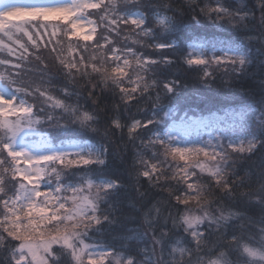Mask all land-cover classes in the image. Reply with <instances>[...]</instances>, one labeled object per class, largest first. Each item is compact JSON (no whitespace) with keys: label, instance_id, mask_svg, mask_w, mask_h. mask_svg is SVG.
<instances>
[{"label":"snow or ice","instance_id":"1","mask_svg":"<svg viewBox=\"0 0 264 264\" xmlns=\"http://www.w3.org/2000/svg\"><path fill=\"white\" fill-rule=\"evenodd\" d=\"M254 7L259 35L246 24L255 11L230 0H0V264H264V216L253 232L231 203L251 181L233 157L264 148V96L223 116L179 115L183 85L167 71L241 77L254 41L264 54V0ZM141 101L143 120L123 116ZM116 133L137 149L129 175L166 193L135 189L140 223L120 248L93 238L118 225ZM257 183L240 196L264 210V162Z\"/></svg>","mask_w":264,"mask_h":264},{"label":"trees","instance_id":"2","mask_svg":"<svg viewBox=\"0 0 264 264\" xmlns=\"http://www.w3.org/2000/svg\"><path fill=\"white\" fill-rule=\"evenodd\" d=\"M234 7L246 8L248 10H254L256 18L255 20H249L246 22L249 29H254L251 35H259L261 33V26L259 23L260 11L254 7L256 0H230ZM184 0H174L175 7H182ZM201 31L209 34H215L216 36L228 39L233 36L234 30H229L227 26L223 29H216L213 26H207L202 28ZM26 39V38H25ZM51 39V43L45 49L42 47V52L50 67L54 64V53L50 50L55 44L56 38L45 37V40ZM119 43L123 44L125 41L119 40ZM81 44L85 42H80ZM130 43V42H128ZM253 50V63L246 69L245 73L237 78L232 75H224L222 72L217 73L215 78H210L207 82L200 79L199 74L189 71L180 63L171 66L167 71L169 78H176L181 81L183 85L180 90L181 94L178 97V105L180 108L179 115H183L185 111L189 115L207 117L210 112H214L217 116H223L225 110L237 108L245 102L258 101L264 96V54L258 53L256 50L261 49L262 45L258 41H254L251 44ZM6 53H0V56H5ZM31 68L32 65H27ZM54 70V69H53ZM26 80H36L37 77L32 72H27L25 75ZM116 101L110 100L109 103ZM167 103V101H163ZM151 107L147 101H141L139 105H130V111L123 112V116H134L136 119L143 120L145 118L144 111ZM139 109V111H138ZM126 122V121H125ZM120 134L116 133L109 137L114 146H118L116 151L110 149L108 157L109 169L116 171L122 178L123 187L115 195L113 203L118 211L116 216L118 219L117 226H105L102 233L94 236L95 240L112 243L114 247L120 248L123 244L125 247L129 246V242L123 239L126 236L132 235L129 229H134L140 223V213L136 211L141 206L142 201L136 192V188L139 187L140 192L147 193L148 200L158 199L165 196L159 188H151L147 181L140 179L139 182L135 178V174L129 175L130 166L134 158V152L137 150L133 145L127 142L126 136L123 141L120 140ZM138 143V141H137ZM236 160L235 170L239 173L240 177H244L245 172L251 174L250 186L246 184L242 188L236 189V199L233 200L232 206L234 211L240 212L248 219L244 223L249 221L256 222L253 232L258 228L259 221L264 216V210L259 204L255 203V197L251 198L252 202H248V199L240 196V193L248 191H255L259 188L257 183L258 175L261 170L262 162H264V148L258 147V149L251 155L242 154L233 157ZM201 159H203L201 157ZM232 172V169H229ZM220 194L216 193L209 197V199H216ZM225 203H228L225 201ZM103 207V205H102ZM135 247L133 243L131 245Z\"/></svg>","mask_w":264,"mask_h":264},{"label":"rangeland","instance_id":"3","mask_svg":"<svg viewBox=\"0 0 264 264\" xmlns=\"http://www.w3.org/2000/svg\"><path fill=\"white\" fill-rule=\"evenodd\" d=\"M205 138H207V137H205Z\"/></svg>","mask_w":264,"mask_h":264}]
</instances>
